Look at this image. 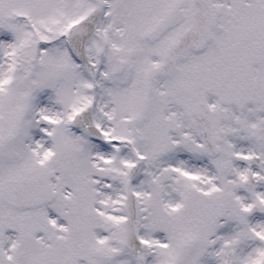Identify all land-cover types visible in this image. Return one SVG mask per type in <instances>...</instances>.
Returning a JSON list of instances; mask_svg holds the SVG:
<instances>
[{
	"label": "snow or ice",
	"instance_id": "6c2138e0",
	"mask_svg": "<svg viewBox=\"0 0 264 264\" xmlns=\"http://www.w3.org/2000/svg\"><path fill=\"white\" fill-rule=\"evenodd\" d=\"M0 264H264V0H0Z\"/></svg>",
	"mask_w": 264,
	"mask_h": 264
}]
</instances>
